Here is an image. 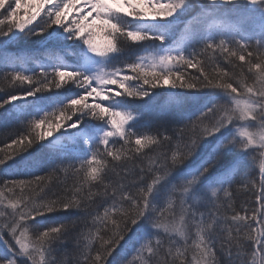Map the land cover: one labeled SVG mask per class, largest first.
<instances>
[{
  "label": "snow or ice",
  "instance_id": "1",
  "mask_svg": "<svg viewBox=\"0 0 264 264\" xmlns=\"http://www.w3.org/2000/svg\"><path fill=\"white\" fill-rule=\"evenodd\" d=\"M0 93V264H264V0H0Z\"/></svg>",
  "mask_w": 264,
  "mask_h": 264
},
{
  "label": "trees",
  "instance_id": "2",
  "mask_svg": "<svg viewBox=\"0 0 264 264\" xmlns=\"http://www.w3.org/2000/svg\"><path fill=\"white\" fill-rule=\"evenodd\" d=\"M39 46H40L39 41H37L36 43L26 42L25 44L12 43V44L6 45L7 49L9 51H13V52L19 50L20 48H27L29 50H35ZM73 59H74V57L71 54L66 56V60L69 62H71ZM0 94H2V93H0ZM156 99L159 100L160 98L157 97ZM19 127H20V125L18 124V122L15 119L7 118L4 115L3 110H0V143H2L4 140V135H3L4 132L18 130ZM177 127H178L177 125H172L173 129H177ZM4 178H6L5 174L2 173L0 176V180H2ZM23 178H30V177H23ZM130 180H131V178H129V182H130ZM54 190H55V188H54ZM253 201H254V196L252 195L251 192H247V193L240 192L237 195L236 205H237L238 209L241 206L248 207L250 209L253 206ZM217 249H218V251L220 249L219 242L217 243ZM73 250H74V241L72 240V237H69L67 239V242H66V247H64L60 250L59 255H60V257H63L65 260H67L68 257L65 256V253H72ZM114 255H115L116 264H122L121 257L124 255V252L121 251L119 254H114ZM219 258H221L220 255H218V259Z\"/></svg>",
  "mask_w": 264,
  "mask_h": 264
},
{
  "label": "rangeland",
  "instance_id": "3",
  "mask_svg": "<svg viewBox=\"0 0 264 264\" xmlns=\"http://www.w3.org/2000/svg\"><path fill=\"white\" fill-rule=\"evenodd\" d=\"M2 172H0V176H1Z\"/></svg>",
  "mask_w": 264,
  "mask_h": 264
}]
</instances>
